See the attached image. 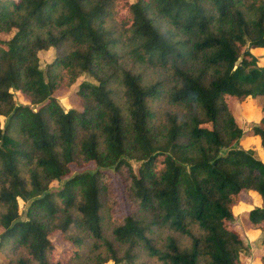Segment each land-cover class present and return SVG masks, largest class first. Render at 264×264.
<instances>
[{
	"label": "trees",
	"instance_id": "trees-1",
	"mask_svg": "<svg viewBox=\"0 0 264 264\" xmlns=\"http://www.w3.org/2000/svg\"><path fill=\"white\" fill-rule=\"evenodd\" d=\"M115 1L0 0V34L13 32L0 40V247L25 254L7 264L53 262L49 236L57 231L74 245L70 260L87 245L76 264H135L141 252L159 264H246L242 253L249 247L233 206L255 193L260 204L248 221L264 241V151L252 148L254 140L264 146V118L247 132L232 103L262 98L264 112V0L130 4L116 21L130 53L170 71L168 84L153 85L120 67L110 47L115 40L106 17ZM152 11L174 31L195 36V68L175 64L186 61ZM52 26L65 28L56 35ZM66 35L82 49L53 66L66 68L72 82L82 73L97 82L81 85L82 111L62 108L53 97L55 82L46 81L39 65L38 52L57 48ZM108 80L121 86L125 111ZM14 94L29 102L15 103ZM160 99L166 107L157 119L150 102ZM201 122L211 129L198 127ZM130 161L139 163L136 170ZM74 166L93 168L72 174ZM109 168L125 170L126 189L138 212L150 215L148 223L142 213L111 211ZM53 182L60 187H50ZM18 199L29 204L26 220ZM154 231L164 233L158 242ZM256 251L264 264V252Z\"/></svg>",
	"mask_w": 264,
	"mask_h": 264
},
{
	"label": "rangeland",
	"instance_id": "rangeland-1",
	"mask_svg": "<svg viewBox=\"0 0 264 264\" xmlns=\"http://www.w3.org/2000/svg\"><path fill=\"white\" fill-rule=\"evenodd\" d=\"M134 2H136V0H117L115 1V4H111V6L107 9L106 25L110 27L109 38L115 40L114 43L110 44V47L112 51L117 55L120 67L130 69L133 73L139 75L143 81V84H168V82L170 81V77L168 75L170 74V71L158 68V66L155 64L149 65V63L137 60L135 55H132L130 53L131 48L128 46L126 38L121 35L119 25L116 23V21L125 18L128 6ZM150 16L154 18L155 25L158 27L159 31L162 33H166L168 36H171L174 43H176V47L180 50V52H182L186 63L179 64L176 60L175 64L180 66L181 68H195L199 62L198 55H194L191 52V47L193 41L195 40V36L191 33L182 34L174 31L171 26L167 23V21L164 20L154 11H152ZM64 28V26H52V30L56 35H60L61 32L64 31ZM12 34L13 32L6 35L0 34V40L10 38ZM76 49H82V47L79 46L76 41H72L70 36L66 35L64 37H61L60 44L57 46V48L41 50L38 52V57L39 65L45 73L46 81L52 80V82H55L57 86V89L53 93V97L65 110L73 108L78 111H82L84 109V102L83 98L78 93L80 91V87L82 84L85 83L97 84L96 79L90 76L89 74L82 73L80 75L75 76L72 82L71 76L67 73L66 68H62L61 66H53L57 58L68 57V55ZM263 53L264 50H262V52H259V54ZM100 76L103 77V74H101ZM106 87L107 89L111 90L112 98L124 110L125 104L124 97L122 94L123 90L121 86L118 85V83H114L111 80H108ZM159 87L160 89H162V85ZM13 99L15 100V103L29 102L21 95L17 96L14 94ZM164 102L165 101L162 99L150 102L152 110L155 111L157 119H159V116H161L163 108L166 107ZM261 103L262 98H257L253 100L252 104L248 106H242L237 101H234L232 103L233 116L243 122V128L247 132L251 131L254 124L258 123L260 117L264 118V112L259 111V106ZM244 113H246V115ZM153 122L156 124L157 120L153 119ZM192 126L194 127L195 124H192ZM197 126L209 130L211 129V124L208 122L198 123ZM244 143H246V145H250V140L246 139ZM244 143L242 145H244ZM252 148H254L258 153L264 151V146L263 148H261L259 146L258 141L255 142ZM130 163L134 170H136L139 166V163L136 161H130ZM92 168V166H85L82 168L74 166L72 168V174L81 172L82 170L87 171ZM124 171L125 170H123L120 174L111 168L105 170L109 181L108 186L110 188V191H108L107 194L108 204L111 207V211H115L117 209L120 214L123 215H127L130 213H133L134 215H139L142 212H138L139 209L136 203L131 200L128 190L126 189V174H124ZM59 184L60 183L53 182L50 184V187L58 188V186L60 187ZM17 202L20 220H26L27 209L29 204L21 201L20 199H18ZM259 204L260 203L255 193L249 192L248 195L241 196L240 200L233 206V213L238 217V221L241 225L240 235L243 244L249 247V249L243 251L242 253L243 261L246 264H259V261L256 256V253H258V251L256 250L264 252V241H262L261 232L259 230H254L250 227L247 217L248 211L251 209V207L253 205ZM143 215L146 217V222L148 223L151 220L150 215L142 213V216ZM107 225H109V221L106 220L104 227L106 233H108V230H106ZM74 233H76V231L71 230L70 234ZM163 235L164 233H161V235H159V233H156V231H154V234H152L151 236L155 241L158 242V238H161ZM173 235L181 239L179 235ZM68 236L69 235H62V233L58 231L50 234L49 239L53 245L54 251L50 257V260H52L53 262L49 261V264H54L57 262L59 264H76V261H82L83 256L86 257L88 253V248L87 245H82L79 247V254L81 257H79L77 260L69 259L70 256L73 254L72 251L74 250V245L68 239ZM181 241L183 244L185 243V240L181 239ZM19 256H25L24 251L20 252V249H15L13 245L11 246L10 244H7L5 246L0 247V264H7L8 262H11V260H16ZM104 264L114 263L108 261ZM135 264L159 263L156 262L153 258H149L141 252L138 258L135 260Z\"/></svg>",
	"mask_w": 264,
	"mask_h": 264
},
{
	"label": "crops",
	"instance_id": "crops-1",
	"mask_svg": "<svg viewBox=\"0 0 264 264\" xmlns=\"http://www.w3.org/2000/svg\"><path fill=\"white\" fill-rule=\"evenodd\" d=\"M239 120V119H238ZM254 142H256V140H254ZM247 217H248V215H247ZM250 225V224H249ZM255 230V229H254Z\"/></svg>",
	"mask_w": 264,
	"mask_h": 264
}]
</instances>
